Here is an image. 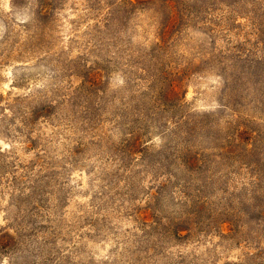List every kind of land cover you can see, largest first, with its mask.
<instances>
[{"label":"rangeland","instance_id":"rangeland-1","mask_svg":"<svg viewBox=\"0 0 264 264\" xmlns=\"http://www.w3.org/2000/svg\"><path fill=\"white\" fill-rule=\"evenodd\" d=\"M260 31L264 0H0V264H264Z\"/></svg>","mask_w":264,"mask_h":264},{"label":"trees","instance_id":"trees-1","mask_svg":"<svg viewBox=\"0 0 264 264\" xmlns=\"http://www.w3.org/2000/svg\"><path fill=\"white\" fill-rule=\"evenodd\" d=\"M261 35H264V31H260V38L263 40L264 43V37H262Z\"/></svg>","mask_w":264,"mask_h":264}]
</instances>
